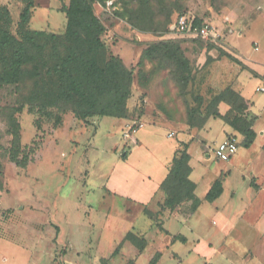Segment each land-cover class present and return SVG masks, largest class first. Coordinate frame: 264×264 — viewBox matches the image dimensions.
<instances>
[{"label":"rangeland","instance_id":"obj_1","mask_svg":"<svg viewBox=\"0 0 264 264\" xmlns=\"http://www.w3.org/2000/svg\"><path fill=\"white\" fill-rule=\"evenodd\" d=\"M0 4L15 33L21 0ZM34 4L29 28L64 32L68 0ZM93 11L107 53L133 73L127 118L82 121L72 111L32 114L25 105L14 112L29 159L22 168L8 157L17 93L0 86V264H148L154 256L156 264H264V139L244 147L242 135L214 116L200 128L186 123L188 110L204 113L214 95L237 84L261 114L254 129L264 127V0H96ZM176 15L210 24L217 42L178 32ZM166 39L183 49L189 76L164 53L137 65L148 45ZM217 109L228 114L229 105ZM229 136L238 150L219 160L213 147ZM175 144L192 157L195 211L191 202L161 206L159 184L172 162L164 155ZM216 178L222 193L205 200ZM128 231L145 239L141 251L122 241Z\"/></svg>","mask_w":264,"mask_h":264},{"label":"trees","instance_id":"obj_2","mask_svg":"<svg viewBox=\"0 0 264 264\" xmlns=\"http://www.w3.org/2000/svg\"><path fill=\"white\" fill-rule=\"evenodd\" d=\"M100 1L104 3V0ZM21 2L15 33L10 31L12 18L8 7L0 4V86H13L17 93L18 106L11 110L7 122L11 135L8 157L17 166L25 168L29 159L20 144L19 124L14 112L27 105L32 114L39 112L47 115L50 108H55L61 112L72 111L82 121L92 116L125 119L133 73L120 57L107 53L101 39L105 26L93 11L96 0H68V4L62 6L66 23L61 34L29 28L34 0ZM112 14L123 17L122 12L116 10ZM170 17L171 11L166 15L165 27ZM178 17L175 16V21ZM193 23L199 25L202 22L193 20ZM163 53L182 74L189 76L188 59L179 43L172 39L148 45L137 65L142 67L145 59L152 60ZM221 102L229 105L228 114L219 113L217 106ZM250 106L248 99L226 87L210 99L204 113H200L199 109L188 110L186 123L189 127L200 128L208 117H218L242 135L241 145L248 147L256 135L252 117L247 113ZM189 160L190 155L184 145L174 153L171 165L159 184L164 195L161 206L169 211H175L185 202H191L192 211L199 205L200 200L194 193L196 184L189 177ZM221 193V180L216 178L204 199L214 201ZM180 239L184 241L185 238L181 236ZM125 240L139 251L144 248L145 239L131 231L124 235L122 241ZM157 259L158 256H154L148 264H156Z\"/></svg>","mask_w":264,"mask_h":264},{"label":"built area","instance_id":"obj_3","mask_svg":"<svg viewBox=\"0 0 264 264\" xmlns=\"http://www.w3.org/2000/svg\"><path fill=\"white\" fill-rule=\"evenodd\" d=\"M175 27L178 32L184 33L187 36L201 37L210 42H215L219 36L214 27L210 24L202 22L196 25L193 23V20L185 16H180L176 20ZM261 89L262 88H259V90ZM237 147L238 141L234 136L226 137L213 149L214 156L219 160H228L236 152Z\"/></svg>","mask_w":264,"mask_h":264},{"label":"crops","instance_id":"obj_4","mask_svg":"<svg viewBox=\"0 0 264 264\" xmlns=\"http://www.w3.org/2000/svg\"><path fill=\"white\" fill-rule=\"evenodd\" d=\"M187 37H189V36H187ZM264 72H259V76L261 77L262 76V74H263ZM263 80V79H262ZM263 82H264V80H263ZM258 87L256 86L255 87V91H256V89H257ZM260 88H262L260 91H264V87H260ZM244 90V88L242 87V86H238L237 84L236 85H234V91H236V92H238L241 96H243L244 98H246V99H248L250 102H251V106L248 108V110H247V113H248V115L250 116V117H252V128H253V130L255 131V137L259 134L260 136H262L261 138H262V140L264 139V127L263 126H260L259 127V129H254V127H253V124H254V122H256V120L261 116V114L260 115H258V114H255L253 111H252V106H253V103H254V101L252 100V95L250 96V97H248V96H245L244 94H243V91ZM221 103H223V102H221ZM220 104V103H219ZM261 111L263 112L264 111V104L261 106ZM222 132L224 133V130H222ZM224 136H225V134H224ZM226 138V137H225ZM224 139V138H223ZM255 139V138H254ZM222 141V140H221ZM220 142V141H219ZM218 142V143H219ZM218 143H216V145L218 144ZM252 144V143H251ZM177 145L178 144H175V146L173 145L172 146V148L169 150V152H168V154H166V155H164L165 156V158H168V160H172V158H173V156H174V153L176 152V150H177ZM215 145V146H216ZM215 146L213 147V149L215 148ZM239 147V146H238ZM238 147H237V150H238ZM188 149L189 148H187V152L189 153V151H188ZM237 150H236V152H237ZM235 152V153H236ZM234 153V154H235ZM189 155H190V153H189ZM192 159V157H191V155H190V160ZM165 160V159H164ZM190 160H189V164H190ZM169 165H171V162L168 164V166ZM190 167H191V173H190V175H189V177L191 176V174H192V172H193V167L191 166V164H190ZM155 170V169H154ZM160 171V170H159ZM159 171H157V172H159ZM190 179H191V177H190ZM192 180V179H191ZM193 181V180H192ZM194 182V181H193ZM184 241H185V239H184Z\"/></svg>","mask_w":264,"mask_h":264}]
</instances>
